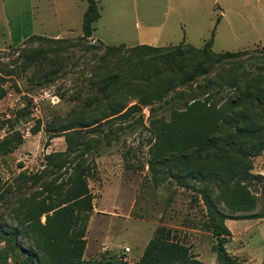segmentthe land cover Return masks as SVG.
I'll return each instance as SVG.
<instances>
[{"label":"rangeland","instance_id":"374dc122","mask_svg":"<svg viewBox=\"0 0 264 264\" xmlns=\"http://www.w3.org/2000/svg\"><path fill=\"white\" fill-rule=\"evenodd\" d=\"M95 1L101 20L93 23L88 43L71 49L54 81L45 79L50 70L41 72L23 58L25 51L49 47L29 39L82 38L87 0L12 1L8 15L0 6V85L6 91L0 100V264H135L157 238L165 242L170 264H221L202 196L169 180L170 167L151 169L162 127L153 121L169 122L179 104L84 129L83 142L92 151L76 162L86 161L92 171L88 193L78 199L74 156L61 130L94 93L86 79L106 47L188 43L202 49L214 35L215 53L244 52L248 68L264 66V0ZM53 154L63 155L49 163ZM253 165V173L264 176V154ZM260 188L250 189L254 214L264 207ZM211 191L216 199L219 191ZM217 205L228 215L243 214L232 212L236 206L228 200ZM45 209L50 211L40 214ZM228 225V253L240 264H264V221ZM150 260L165 264L159 256Z\"/></svg>","mask_w":264,"mask_h":264},{"label":"trees","instance_id":"16d2710c","mask_svg":"<svg viewBox=\"0 0 264 264\" xmlns=\"http://www.w3.org/2000/svg\"><path fill=\"white\" fill-rule=\"evenodd\" d=\"M87 2L82 38L73 42L38 36L29 39L49 46L25 51L23 55L27 64L40 66L41 72L50 70L45 79L54 81L64 73L71 49L82 48L92 37L93 23L101 14L95 0ZM213 40L214 35L202 49L188 43L105 49L101 45H88V50L104 49L86 79L89 90L95 91L73 109L71 118L75 119H70L61 131L65 132L67 152L74 156L70 165L75 163L76 178L72 183L79 185L78 199L88 193L86 178L92 171L86 161L76 162L92 151L91 145L83 142L84 129L97 130L114 118L141 113L144 108H149L152 114L173 101L179 104L169 122L163 118L153 121L162 127L157 135L159 143L153 148L155 162L151 163V169L170 167L169 180L174 179L181 187L202 196L218 240L215 249L221 264H240L226 249L231 235L226 222L264 219V207L251 213L256 204L250 196V189L260 185L264 200V176L253 173V159L264 154V66L255 62L254 70L248 68L242 58L244 52L215 53ZM50 54L53 56L49 57ZM81 94L82 91L77 93V99ZM5 95L0 85V100ZM181 134L183 137H178ZM62 155L46 158L50 163ZM211 187L219 191L216 199ZM220 200H228L236 206L232 212L243 214L224 213L217 205ZM49 209L40 214L48 213ZM153 256H159L165 264L173 260L165 242L157 238L135 264H153L154 260H150Z\"/></svg>","mask_w":264,"mask_h":264},{"label":"crops","instance_id":"0c3cea01","mask_svg":"<svg viewBox=\"0 0 264 264\" xmlns=\"http://www.w3.org/2000/svg\"><path fill=\"white\" fill-rule=\"evenodd\" d=\"M12 1H19V0H0V6H1V9H5L6 10V13H7V15H8V11H9V4H10V2H12ZM21 1H25V0H21ZM4 17V16H3ZM102 17V16H101ZM101 20V18L98 20V22ZM219 19L217 20V24H219ZM6 29H7V34H9L8 33V23H6ZM216 29V28H215ZM4 34V33H3ZM2 34V35H3ZM261 220H263L264 221V219H261ZM229 221L230 220H228L226 223H227V225L229 224ZM229 226V225H228Z\"/></svg>","mask_w":264,"mask_h":264}]
</instances>
